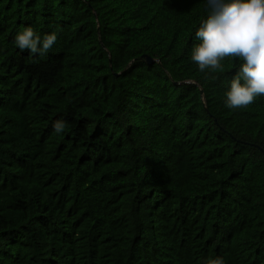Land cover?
I'll return each mask as SVG.
<instances>
[{
    "label": "trees",
    "instance_id": "obj_1",
    "mask_svg": "<svg viewBox=\"0 0 264 264\" xmlns=\"http://www.w3.org/2000/svg\"><path fill=\"white\" fill-rule=\"evenodd\" d=\"M204 16V0H0V264H264V96L225 106L239 62L199 71ZM23 26L57 41L21 52Z\"/></svg>",
    "mask_w": 264,
    "mask_h": 264
},
{
    "label": "clouds",
    "instance_id": "obj_2",
    "mask_svg": "<svg viewBox=\"0 0 264 264\" xmlns=\"http://www.w3.org/2000/svg\"><path fill=\"white\" fill-rule=\"evenodd\" d=\"M205 16L195 28L197 41L190 49L191 60L200 72H223L227 59L235 74L227 81L224 104L229 109L247 107L264 96V0H204ZM55 31L41 35L23 26L14 36L21 52L44 56L56 43ZM52 128L63 134L66 121L56 119ZM203 264H225L222 256L208 257Z\"/></svg>",
    "mask_w": 264,
    "mask_h": 264
},
{
    "label": "water",
    "instance_id": "obj_3",
    "mask_svg": "<svg viewBox=\"0 0 264 264\" xmlns=\"http://www.w3.org/2000/svg\"><path fill=\"white\" fill-rule=\"evenodd\" d=\"M144 60H145L146 64H151V62L153 61L147 56H144Z\"/></svg>",
    "mask_w": 264,
    "mask_h": 264
}]
</instances>
